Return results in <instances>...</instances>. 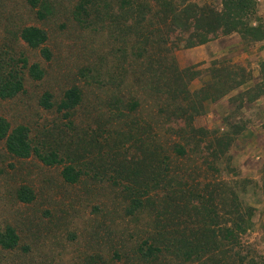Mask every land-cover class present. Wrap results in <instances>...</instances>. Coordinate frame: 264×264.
Returning <instances> with one entry per match:
<instances>
[{
    "label": "trees",
    "instance_id": "obj_1",
    "mask_svg": "<svg viewBox=\"0 0 264 264\" xmlns=\"http://www.w3.org/2000/svg\"><path fill=\"white\" fill-rule=\"evenodd\" d=\"M10 1L0 0V10H5ZM21 1L22 5L19 1L10 5L3 18L7 25L0 33V100L24 94L27 79L43 78V67L32 61L27 51H35L43 61L52 56L46 44L48 33L42 26L13 21L20 15V8L31 13L35 21L47 20L54 12L52 1ZM257 12V0L201 4L192 0H78L72 17L79 25L89 27V21L96 20L97 24L107 22L110 27H105L118 32L125 66L116 65L115 73L121 74V80H134L143 101L140 96L107 90L106 107L110 110L107 121L101 122L107 137L102 142L97 132L84 133L75 152L47 141L45 135L38 140L31 136L27 125L11 126L0 115L3 150L16 159L34 156L44 166H60L62 180L71 185L85 174L72 160L84 159L97 171L92 181H105L119 192L123 216L133 220L144 217L147 229L132 244L115 251L114 261L121 260L119 251L128 250L126 259L136 264H264V257L242 240L253 228L254 208L243 204L237 184L220 180L202 187L190 185L182 167L170 155L185 159L189 154L207 152V171L218 172L216 164L227 154L232 135L239 134L245 124L234 121L228 123L232 131L218 133L196 126L194 121L205 112L207 102L229 96L252 81L241 67L214 64L209 68V78L192 90L190 83L199 73L180 68L174 52L231 34H237L246 45L260 42L264 40V21ZM115 73L109 74V83L116 82ZM229 99L236 105L234 117L244 103L264 99V60L252 85ZM82 101L80 88L71 85L58 101L48 91L43 92L38 105L60 114L64 127H75L74 112ZM144 102H148L147 108L142 107ZM138 111L139 118L135 117ZM141 120L146 124L141 125ZM163 128V135L173 137L171 153L162 144ZM261 181L264 191V170ZM15 197L30 203L34 193L22 185ZM262 210L264 214V202ZM18 245L16 229L0 224V248L13 250Z\"/></svg>",
    "mask_w": 264,
    "mask_h": 264
},
{
    "label": "rangeland",
    "instance_id": "obj_2",
    "mask_svg": "<svg viewBox=\"0 0 264 264\" xmlns=\"http://www.w3.org/2000/svg\"><path fill=\"white\" fill-rule=\"evenodd\" d=\"M15 1L22 5L21 0H11L6 2V9ZM51 1L54 12L42 22L35 21L31 13L21 8L17 10L20 15L14 17L15 23L37 24L47 31L46 44L52 56L49 61H43L35 51H27L32 61L41 64L45 74L40 81L27 79L24 94L0 100V115L11 126L27 125L31 136L38 140L45 135L47 141L75 152L84 133L97 132L102 136V142L107 137L108 132L104 133L101 125L107 121L110 110L106 107L107 90L119 95L140 96V101L143 96L134 80H121V74L115 73L116 65L125 66L120 57L123 43L118 32L112 27L107 28L110 27L107 22L97 24L96 20H90L89 27L79 25L72 17L78 0ZM192 1L201 4L214 0ZM257 7V13L264 21V0H257ZM6 9L0 10V33L7 25L3 19ZM174 55L180 68L199 73L190 83L192 90L198 89L209 78V68L214 64L243 68L246 77H251L252 81L233 91L231 96L251 86L257 78L259 63L264 60V40L246 45L237 34H231L203 45L180 48ZM113 71L117 76L114 84L108 82ZM71 85L80 88L83 101L74 112L72 122L75 127H64L60 114L43 109L38 105V98L48 91L58 101ZM229 96L207 102L205 112L194 121V125L218 133L232 131L228 123L241 121L245 124L239 134L232 135L234 139L227 154L216 164L218 172L207 171V152L199 156L189 154L185 159L170 155L182 167V174L190 185L202 187L220 180L237 184L243 204L254 208L253 228L242 236V240L264 257V191L261 188L264 99L244 103L234 117L232 112L236 105L230 102ZM146 103L142 107L147 108ZM139 111L135 114L137 118ZM145 122L140 121L141 125ZM164 132L165 128L161 130L162 144L170 152L173 137L168 133L163 135ZM72 161L85 173L73 185L62 180L60 166H44L34 156L25 160L13 158L5 153L0 143V224L13 226L19 235V245L15 249L0 248V264H136L126 259L128 250L119 251L121 260L114 261L112 257L122 245L132 244L133 240L143 236L147 229L144 217L133 220L123 216L119 192L105 181L99 182L97 178V182L92 181L97 171L92 170L86 160L76 158ZM22 185L30 187L34 193L30 203L19 202L15 197V191ZM89 255H92L91 259Z\"/></svg>",
    "mask_w": 264,
    "mask_h": 264
}]
</instances>
